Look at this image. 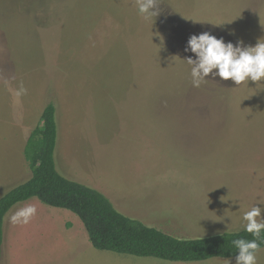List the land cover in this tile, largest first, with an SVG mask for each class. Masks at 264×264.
Here are the masks:
<instances>
[{"label": "rangeland", "instance_id": "374dc122", "mask_svg": "<svg viewBox=\"0 0 264 264\" xmlns=\"http://www.w3.org/2000/svg\"><path fill=\"white\" fill-rule=\"evenodd\" d=\"M160 10L146 21L137 0H0V195L31 177L25 148L53 102L58 169L125 215L201 238L240 231L244 212L264 208V81L209 76L197 88L185 61L195 58L185 52L193 34L255 46L264 0H163ZM28 205L31 221L12 224ZM0 264L235 258L178 263L99 250L75 213L32 198L5 217Z\"/></svg>", "mask_w": 264, "mask_h": 264}, {"label": "trees", "instance_id": "16d2710c", "mask_svg": "<svg viewBox=\"0 0 264 264\" xmlns=\"http://www.w3.org/2000/svg\"><path fill=\"white\" fill-rule=\"evenodd\" d=\"M56 113V105L47 103L41 115L42 127L36 128L28 140L25 156L31 177L0 195V257L6 215L16 204L32 198L72 211L82 221L93 247L119 254L170 262L232 258L238 251L232 244L234 239L254 238L243 229L201 238H181L120 212L98 189L73 180L58 169ZM258 242L260 249L264 248V232Z\"/></svg>", "mask_w": 264, "mask_h": 264}, {"label": "clouds", "instance_id": "9594fccd", "mask_svg": "<svg viewBox=\"0 0 264 264\" xmlns=\"http://www.w3.org/2000/svg\"><path fill=\"white\" fill-rule=\"evenodd\" d=\"M162 2L163 0H137L138 13L146 21L156 19L161 15ZM185 52L195 54V58L190 56L185 60L191 65L190 75L194 87H200L209 76L212 79L219 77L223 81L231 80L239 86L249 81L256 82L257 85L264 81V39H260L255 46H244L242 40L236 44L225 43L223 38L203 32L190 36ZM25 92L26 89L21 88L20 94ZM36 213L34 205L20 207L9 220L12 224H28ZM243 220L246 222L243 231L250 233L254 238L232 241L238 250L235 264H259L258 253L261 249L258 241L262 239L264 232V208L253 206L244 212Z\"/></svg>", "mask_w": 264, "mask_h": 264}, {"label": "crops", "instance_id": "0c3cea01", "mask_svg": "<svg viewBox=\"0 0 264 264\" xmlns=\"http://www.w3.org/2000/svg\"><path fill=\"white\" fill-rule=\"evenodd\" d=\"M232 258H235V257H232ZM178 263H181V262H178Z\"/></svg>", "mask_w": 264, "mask_h": 264}]
</instances>
